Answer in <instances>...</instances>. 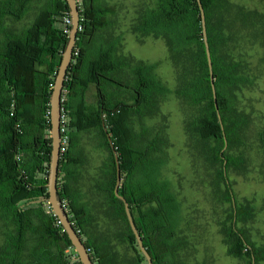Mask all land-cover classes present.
I'll return each mask as SVG.
<instances>
[{"label":"trees","instance_id":"trees-1","mask_svg":"<svg viewBox=\"0 0 264 264\" xmlns=\"http://www.w3.org/2000/svg\"><path fill=\"white\" fill-rule=\"evenodd\" d=\"M33 1L0 4V221L8 229L5 243L0 246V264H82L76 260L75 248L60 220L49 211L48 202L52 155L50 100L69 42L72 25H66L64 19L71 17V11L66 0H44V8L23 32L15 33L2 25L8 16L21 20ZM201 1L223 124L213 95L198 0H153L154 7L133 32L142 40L152 36L165 41L179 74L177 95L201 108L188 122V132L203 144H215L211 150L213 161L221 165L219 176L232 203L230 225L223 229L228 252L236 258L249 259L250 264H259L264 260V250L257 248L238 226L251 215V208L235 204L228 177L231 167H239L243 162L222 152L226 145L228 151L240 143L241 121L235 118L230 90L253 81V76L241 74V63L231 47L243 30L253 43L262 38L264 46V13L235 6L228 0ZM81 2L80 30L63 92L70 137L73 132L100 133L103 148L109 154L108 171H103L102 178H109L105 190L110 209L122 223L124 242L135 250L140 264H148L131 229L125 205L115 194L117 162L108 139L111 137L121 167L119 193L130 204L154 264H170L166 258L174 250L168 241L175 228L174 199L167 186L155 181L130 187L125 179L134 175L151 178V171L157 166L153 158L169 147L163 130L147 142L144 128L137 134L133 125L135 117L143 122L148 115L156 114L161 101L172 91L155 74L157 65L128 58L126 69V62L116 56V44L96 48L97 35L109 27L107 18L112 10L102 8L103 0ZM92 88L95 94L90 102ZM260 141L264 150V131ZM69 151L61 154L60 167L69 163ZM39 173L45 175L38 177ZM97 185H101V180ZM59 194L62 201L68 202L67 212L87 249L92 251L93 262L115 264L114 258H106L108 252L102 248L105 244L91 245L85 240V227L92 222L87 206L75 203L67 185ZM101 205L106 213V204Z\"/></svg>","mask_w":264,"mask_h":264},{"label":"rangeland","instance_id":"rangeland-1","mask_svg":"<svg viewBox=\"0 0 264 264\" xmlns=\"http://www.w3.org/2000/svg\"><path fill=\"white\" fill-rule=\"evenodd\" d=\"M9 1L0 0V4L5 5ZM228 1L235 6L264 13V0ZM101 5L102 8L111 9L112 15L107 18L109 27L97 35L96 48L116 44V56L126 62V69L129 68L128 58L157 65L155 74L172 91L161 101L156 114L148 115L143 122L135 117L133 125L137 134L144 128L147 142L163 130L169 147L153 158L157 166L151 171L154 172L151 178L134 175L127 182L132 187L137 183L155 181L167 186L168 193L174 199L176 210L172 211V221L175 228L173 235H168L174 250L167 255L166 260L170 264H250L249 259L230 255L224 242L223 229L230 225L228 217L232 203L229 202L224 181L219 176L221 165L213 161L211 150L215 144H203L188 132V122L199 114L201 108L177 95L179 74L170 60L165 41L152 36L142 40L139 34L133 32L154 7L153 0H103ZM44 6V0H35L21 20L8 16L2 25L15 33H21L31 27ZM231 48L235 49L234 55L241 63V74L253 76V81L230 90L235 118L241 121L238 130L240 143L228 151L224 149L222 153L241 158L243 162L239 167L232 166L228 173L235 204L251 208V215L238 226L257 248L264 250V150L260 141L264 131V46L262 38L253 43L248 39L247 31L243 30ZM94 92L89 94L90 102H93ZM89 137L86 136L88 144L91 143ZM72 150H78L76 142ZM101 150L103 148L100 147L93 150L86 156L90 161L80 167L81 191L89 199L90 206H86L88 216H92V222L85 227V240L91 245L105 244L102 248L108 252L106 258L111 256L115 264H136V258L139 257L123 241L122 223L113 211L102 212L101 203L105 202L102 197H98V190L93 188L94 180L99 181L106 169L103 166L105 161L100 159L101 156L104 159ZM147 163H150L149 159ZM147 170H150V166ZM7 230L4 222L0 221V246L5 243ZM259 264H264V260Z\"/></svg>","mask_w":264,"mask_h":264},{"label":"water","instance_id":"water-1","mask_svg":"<svg viewBox=\"0 0 264 264\" xmlns=\"http://www.w3.org/2000/svg\"><path fill=\"white\" fill-rule=\"evenodd\" d=\"M66 1L71 11L72 28L70 31L69 42L65 49L63 57H62V61H61V64L58 70V74L55 80V85L53 87V92H52L51 100H50V107H51V111H50L51 132L50 134L52 138V155H51L50 170H49V176H48V189H49L48 202L51 205L55 215L60 220L66 234L68 235L72 245L75 248V251L77 254L76 260H78L82 264H94L93 258L89 254L88 249L83 239L80 237V235L76 231L66 208L63 206V202H62V199L60 198L59 188H58L60 163H61V157H62L60 148H61V116H62V108H63V92H64L65 82H66L67 75H68V70L74 60V50L77 45L78 33H79V27H80V19H81L77 0H66ZM198 4L200 7V11H201L203 36H204V42L206 46V53H207L208 64H209V69H210L213 95L215 98L219 120L221 124H223L221 115L219 113V107L217 104V90L215 86L212 55H211L210 45L208 41L205 10H204L201 0H198ZM222 128L224 129L223 125H222ZM108 139L111 143L113 152L116 156V162H117V184H116L115 194L117 198H119L125 205L127 218L129 220L131 229L136 237L137 244L139 246L140 251L146 258L148 264H154L152 256L150 255V253L144 246V241L138 230L136 222L134 220V216L132 214L130 204L127 201V199L124 196L120 195L119 193V189H120L121 181H122L120 161L116 153V149L112 143L111 137L108 136ZM226 148H227V145H226ZM253 264H255V262H253Z\"/></svg>","mask_w":264,"mask_h":264},{"label":"crops","instance_id":"crops-1","mask_svg":"<svg viewBox=\"0 0 264 264\" xmlns=\"http://www.w3.org/2000/svg\"><path fill=\"white\" fill-rule=\"evenodd\" d=\"M93 90H95V89L92 88L91 92ZM87 135L90 136L89 137V139L91 140L90 144H88L86 142V136ZM74 141L77 143V149L78 150H72L73 145L75 143ZM71 143L72 144L69 148V150H70L69 151L70 154H69V158H68L69 163L68 162L64 163L60 167L61 169H60V173H59V184H58V186H59V190H62L64 185H67L68 191L72 194L73 198L75 199V203L79 206H84V205L89 204L90 202H88L89 201L88 197H85L84 193H82V191H81V179H80L81 178L80 177L81 168L80 167L85 166L87 164V162L90 161V160L88 161V159H86V156L91 154L93 150H96L98 147H100L101 149L103 148V138L101 137L99 132L93 131V130L86 131V132H73ZM75 147L76 146H74V148ZM91 148H92V150H91ZM101 151L104 154V159L102 156L100 159L105 161V163H103V166L106 168V171H108L107 163H108V159H109V154L104 150V148ZM103 154H101V155H103ZM67 174H69V177ZM44 175L45 174H43V173H39L38 177H43ZM102 176H103V173L100 175L101 185H97L96 180H94L93 188H96L100 194V195H98V194H96V195H98L99 198L102 197V200H104V202L106 204V210L110 211V212H112V211L114 212V210L110 209V204H109L110 202L107 199L108 194L105 190L107 187L109 178L108 177L102 178ZM92 181H93V178H92ZM125 181H126L125 183L127 185H129L127 183L129 180L125 179ZM121 185H122V181H121ZM89 206H90V204H89ZM102 212H104L103 208H102ZM128 246L130 247V245H128ZM114 253H117V252H114ZM135 262H136V264H140L138 258H136Z\"/></svg>","mask_w":264,"mask_h":264},{"label":"built area","instance_id":"built-area-1","mask_svg":"<svg viewBox=\"0 0 264 264\" xmlns=\"http://www.w3.org/2000/svg\"><path fill=\"white\" fill-rule=\"evenodd\" d=\"M77 3H78L79 10H80V5L82 4L81 0H77ZM64 21H65L66 25H72V18L71 17H66L64 19ZM80 21H81V19H80ZM79 30H80V27H79ZM52 87H54V86L52 85ZM63 102H64V100H63ZM70 142H71V137H70V132H69V128H68V117H67V114H66L64 108H62V116H61V148H60L61 154H66L67 153V151L69 149ZM62 202H63V206L67 210L68 202L67 201H62ZM49 211L54 212L52 207L49 208ZM59 223L61 224L60 221H59ZM88 252L91 255L92 251L88 250Z\"/></svg>","mask_w":264,"mask_h":264}]
</instances>
